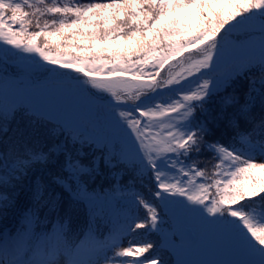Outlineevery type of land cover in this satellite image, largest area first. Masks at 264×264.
Instances as JSON below:
<instances>
[{"label":"snow or ice","instance_id":"1","mask_svg":"<svg viewBox=\"0 0 264 264\" xmlns=\"http://www.w3.org/2000/svg\"><path fill=\"white\" fill-rule=\"evenodd\" d=\"M0 57V264H264V0H0Z\"/></svg>","mask_w":264,"mask_h":264},{"label":"rangeland","instance_id":"2","mask_svg":"<svg viewBox=\"0 0 264 264\" xmlns=\"http://www.w3.org/2000/svg\"><path fill=\"white\" fill-rule=\"evenodd\" d=\"M194 58H195V54L193 53L191 57L188 54L186 57L184 56L183 59L180 58L177 60L174 59L170 61L166 65V67L162 69L161 76L158 77V79L166 78L169 74L174 75L176 72H179L181 70L182 66L186 67L187 64L191 61V59H194ZM169 65H171V67ZM146 71H149V70H146ZM24 75L25 74L22 71V65L19 61L14 60V59H9L6 57H0V76L5 77V79L15 80V79L24 78ZM33 78L35 79L36 77H33ZM0 88L3 90L2 94L4 97L10 96L13 94L14 89L11 85L5 84L2 81H0ZM56 96H57V93L55 89H49L48 92H46L45 94L38 95L36 99L40 102H48L52 100L53 98H55ZM77 103H80V102L72 101L69 104V107H73ZM257 162H264V160H258ZM188 223H189L188 228L192 230V234H193L192 236L189 235V237L193 241L200 239L195 227L192 226L190 222ZM164 242L167 245L166 247H168V250L173 254V257L176 258L174 252L172 251L171 245L169 244V241L164 239ZM175 243L177 244L180 243L179 238H176ZM121 246L122 247L128 246L127 241L126 240L123 241ZM228 258L229 257L224 255L220 251V249L214 246L211 242H205V243L200 244L199 246L186 249L178 257V259H184V260L189 261L190 264H205V262L222 261Z\"/></svg>","mask_w":264,"mask_h":264},{"label":"trees","instance_id":"3","mask_svg":"<svg viewBox=\"0 0 264 264\" xmlns=\"http://www.w3.org/2000/svg\"><path fill=\"white\" fill-rule=\"evenodd\" d=\"M87 2H88V0H81V3H87ZM213 2H215V0H213ZM172 19L176 20L178 23L185 24V25H187L189 27L195 26V25H197L199 23L198 20L194 19L190 15L189 10L183 9V8L174 9L173 10ZM32 30H34V29H32ZM185 47H186V49L188 48V46H185ZM156 51L159 53L160 52V49L157 48ZM187 55H188V52L185 51L184 56L186 57ZM180 58L181 57L176 56L175 54H173V56L169 60V62L172 61V60H174V59L177 60V59H180ZM166 65H165V67H166ZM145 70L151 71L152 68L149 65V66H146ZM2 91L3 90L0 88V98H4V96L2 94ZM97 155H99V153H97ZM202 155L205 158V160H207L209 154L208 153H203ZM90 158L91 157H89V159ZM214 163H215L214 160L208 162V168L211 169V165L214 164ZM258 163H260V162H258ZM200 166L202 168L205 167V165L203 163ZM101 173L102 174L100 176H98L94 182H91L90 181L92 187L95 188L97 191H100L101 189H107L109 187V185L111 184V182H112L111 179L108 178L109 169H107V168L104 167L103 162H101ZM256 174L257 175H260L261 173L259 172V170H256ZM216 178H220V177H216ZM214 194H215V188L210 189V195H214ZM140 215L142 217L145 215V211L143 209H140ZM165 221H166V224L164 226V232L165 233H168V232H170V230L171 231L174 230L175 225H174V221L171 218V216H166L165 217ZM105 223H106V221H101V231H106L104 229V224ZM142 232H143V230H137L138 235L140 233H142ZM163 237H164L163 234H152L148 238L151 241H153V242L159 243L161 245V248H163L165 250L164 253H162V254H164L167 259H170L171 264H174L175 258L173 257V254L168 250V247H166L167 245L165 244ZM125 259H127L128 264H132V261H133L134 258H125Z\"/></svg>","mask_w":264,"mask_h":264},{"label":"water","instance_id":"4","mask_svg":"<svg viewBox=\"0 0 264 264\" xmlns=\"http://www.w3.org/2000/svg\"><path fill=\"white\" fill-rule=\"evenodd\" d=\"M190 233V230L188 229V234Z\"/></svg>","mask_w":264,"mask_h":264}]
</instances>
